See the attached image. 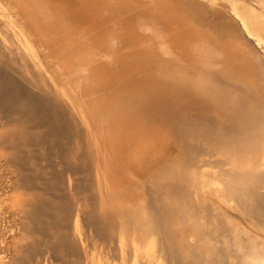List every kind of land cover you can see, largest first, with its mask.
Returning <instances> with one entry per match:
<instances>
[{"label":"bare ground","instance_id":"6f19581e","mask_svg":"<svg viewBox=\"0 0 264 264\" xmlns=\"http://www.w3.org/2000/svg\"><path fill=\"white\" fill-rule=\"evenodd\" d=\"M3 68L0 264H264V0H0Z\"/></svg>","mask_w":264,"mask_h":264},{"label":"rangeland","instance_id":"374dc122","mask_svg":"<svg viewBox=\"0 0 264 264\" xmlns=\"http://www.w3.org/2000/svg\"><path fill=\"white\" fill-rule=\"evenodd\" d=\"M6 68H7V66H6ZM8 69V68H7ZM7 69L4 71V68H3V71H1L0 70V75H1V73L3 74L2 76H4V77H6V80H7V82H8V85H9V83H10V85L6 88L7 90L6 91H1V95H0V125H1V122H3V120H4V118H6V116L7 115H10V114H12V113H14V112H11V111H15V113H17L18 112V107L16 106V103H15V105H13L11 102H13V101H15V99L17 100V98L18 97H16V96H13V93H12V91H11V93H10V91H9V89L10 88H12V86H13V83H12V81L14 80L15 81V84L16 85H18L19 86V81L16 79V77H14L15 75H14V73L13 74H11L12 72H10L9 70L7 71ZM7 72V73H6ZM8 72H9V74H8ZM10 75H12V76H10ZM11 77V78H8V77ZM14 78V79H13ZM9 79H10V81H9ZM13 81V82H14ZM18 82V83H17ZM12 85V86H11ZM59 88V87H58ZM8 91V92H7ZM5 94V95H4ZM5 97H4V96ZM13 96V98L12 97H10V96ZM8 97V98H7ZM8 100V101H7ZM7 102V103H6ZM10 102V103H9ZM43 106H42V105ZM37 105H39V108H40V111L42 112V113H44V112H46L47 110V108H46V105H45V101H38V103H37ZM9 106H11V107H9ZM13 106L15 107V109L13 108ZM42 106V107H41ZM8 108H9V110H8ZM41 108H45V110H41ZM2 109V110H1ZM11 109V110H10ZM17 109V110H16ZM7 111H10V112H7ZM17 111V112H16ZM44 111V112H43ZM47 113L50 115V112L49 111H47L46 112V115H47ZM45 114V113H44ZM47 116L46 118H45V123L47 124L48 123V126L47 127H45V131H47V129L50 127L51 129V132H45V134H43V138H45L44 140L46 141V142H48V140L47 139H56L57 137H59V136H61V134L63 135V137H65V135H64V133H66L67 131H66V128H64L65 126H64V124H62L63 123V121H62V119H58V118H55L54 116H53V114L51 113V115L50 116H53L54 118H52V117H50V116ZM51 118V119H49V118ZM52 119H54V121H55V123L54 122H52ZM56 120H60V122H56ZM62 122V123H61ZM65 123V122H64ZM57 125H58V127H57ZM61 125V126H60ZM63 125V126H62ZM66 126H67V123L65 124ZM54 127V128H53ZM43 131H44V129H43ZM47 133V134H46ZM75 133V132H74ZM54 134V135H53ZM59 134V136H57L56 137V135H58ZM76 134V133H75ZM75 134H73V136L75 135ZM53 137V138H51V137ZM73 136H71L72 138H70V136H68L69 137V139L67 140H63V142L62 143H59V141H58V144H57V142L56 141H52L51 142V145H55L56 146V152H61V154L60 153H58V154H60L61 156L62 155H64L65 153L64 152H66L65 150L67 149V150H70V149H72V151H74L73 150V148H75V150H76V147L78 146H80L79 144H77V146H76V144L74 145V143H78V141L77 140H75L74 139V137ZM67 137V136H66ZM76 137V136H75ZM69 140H71V141H69ZM72 140H75L76 142H73ZM70 143H69V142ZM55 142V143H54ZM67 142V143H66ZM71 142H72V144H71ZM53 143V144H52ZM57 144V145H56ZM71 144V145H70ZM50 145V146H51ZM53 145V146H54ZM61 145H67V146H61ZM69 145V146H68ZM76 146V147H74V146ZM53 146H51V147H53ZM54 146V147H55ZM58 146H59V148H58ZM60 146H61V148H60ZM70 146H71V148H70ZM73 146V147H72ZM66 148V149H63V148ZM77 147V151H75L76 152V154L77 153H79V154H77V156L79 155L80 156V158H82L83 160H81L80 159V161H77L75 164L76 165H80V167H82V169L83 168H85V167H83V165H84V163L83 162H85V158L83 157L85 154H84V152L86 151H84V150H82L83 148L81 147H79L78 148ZM58 150H60V151H58ZM81 150V151H80ZM3 151L4 150H1L0 149V183H1V185H2V187L5 185V187L6 186H8V184H9V187H7V189H6V191H7V195H6V191H5V193H3L2 192V194H5V195H3L2 197L0 196V203L2 204V203H5L6 202V200H8V197H12V196H14V195H16V192H15V187H16V184H17V174L15 173V171H14V169L10 166V164H8V163H6L7 161L6 160H4L5 158L4 157H2V155H1V153L3 154ZM33 151H35L34 152V155L36 156V158H38L37 159V161H36V165L37 166H39L40 167V165L39 164H41L40 163V161H39V158H40V156L38 155V152H39V150H38V147L36 148V150H34L33 149ZM79 151V152H78ZM82 151H84V152H82ZM5 152V151H4ZM18 152H19V159H20V163L22 164V165H24V163H26V161L27 160H25L24 158H26V152L25 151H19L18 150ZM63 152V153H62ZM83 153V154H82ZM5 154L7 155V153L5 152ZM86 154H87V152H86ZM24 155H26V156H24ZM39 156V157H38ZM61 156L59 157V158H61ZM78 156V157H79ZM23 158V159H22ZM27 159V158H26ZM79 159V158H78ZM85 159V160H84ZM59 160V159H58ZM21 161H24V162H21ZM82 161V162H81ZM37 162H39V163H37ZM49 162H51V164L50 165H53L54 167H56L57 168V166H55V164L56 165H58V161L55 159V162H54V160H53V158L52 159H50L49 160ZM83 164H81V163ZM86 162L88 163V161L86 160ZM42 164H45V163H43V161H42ZM26 165V164H25ZM25 165L23 166V168L25 167ZM82 165V166H81ZM86 166V165H85ZM41 168H43V167H41ZM34 171V170H33ZM41 170L40 169H38V168H36V171H34L38 176L41 174V172H40ZM38 172V173H37ZM33 173V172H32ZM35 173H33V174H35ZM87 172H85V174H86ZM16 174V175H15ZM32 174V175H33ZM35 174V176H37ZM89 174V173H88ZM88 174H86V176H89ZM14 175V176H13ZM34 176V175H33ZM41 176H43V173L41 174ZM16 177V178H15ZM40 177V176H39ZM12 178V179H11ZM16 180V181H15ZM11 181V182H10ZM14 181V182H13ZM11 183H13L12 185L13 186H15V187H13L12 185H11ZM10 187H12L11 188V190H10ZM13 188H14V190H13ZM4 190V189H3ZM14 191V192H13ZM9 192V193H8ZM12 192V193H11ZM15 193V194H14ZM12 195V196H11ZM11 199V198H10ZM8 203V202H7ZM4 220H7L6 221V224H9V225H6V227L8 228V226H10V221H9V219H7V218H4ZM4 224L5 225V221L3 222V220H2V222H1V224ZM4 225H2L1 227L2 228H5L4 227ZM1 228V229H2ZM97 241L95 240L94 241V243L96 244H94L93 242H92V244H90V246H89V251H90V253L92 252H94L95 254H90V256H92V257H94V260L96 259V257L98 256L97 255V252L95 251L96 250V247H97V243H96ZM92 248H93V250H92ZM94 248H95V250H94Z\"/></svg>","mask_w":264,"mask_h":264}]
</instances>
